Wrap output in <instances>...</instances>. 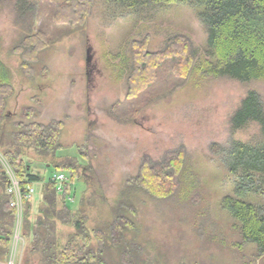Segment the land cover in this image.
Listing matches in <instances>:
<instances>
[{
	"label": "rangeland",
	"instance_id": "1",
	"mask_svg": "<svg viewBox=\"0 0 264 264\" xmlns=\"http://www.w3.org/2000/svg\"><path fill=\"white\" fill-rule=\"evenodd\" d=\"M30 1L39 8L35 28L41 26L54 40L39 55L31 74L24 76L21 59L13 51L21 29L14 23L11 7L0 8V61L9 69L14 87L7 110L18 119L25 107H35L39 111L36 122L63 123L62 148L56 159L75 157L83 169L74 185V209L85 210L90 228L109 221L111 204L124 181L136 174L141 160L159 163L181 148L186 163L179 191L188 197L152 200L138 194L136 230L127 238L142 241L163 264H238L229 246L235 234L220 207L224 196L232 192V179L212 147L231 139L246 141L256 133L251 126L231 134L228 118L248 89L264 98V83L244 85L193 74L182 87L143 108L133 122L120 123L106 113L124 98L118 56L130 38L150 35L154 50L164 44L167 35L184 33L198 56L204 55L206 34L197 14L200 0H154L149 6L145 3L137 16L109 1L94 0L86 25L69 33L49 15L65 0ZM35 96L40 105L32 99ZM24 160L43 181L57 173L50 167L55 159H42L28 150ZM33 189L31 224L41 204V184ZM58 228L62 238L72 232L70 227Z\"/></svg>",
	"mask_w": 264,
	"mask_h": 264
},
{
	"label": "trees",
	"instance_id": "2",
	"mask_svg": "<svg viewBox=\"0 0 264 264\" xmlns=\"http://www.w3.org/2000/svg\"><path fill=\"white\" fill-rule=\"evenodd\" d=\"M106 1L137 16L144 11L145 3L149 6L154 0ZM8 6L14 12L15 25L21 29L13 51L21 59L22 74L28 76L54 37L41 26L35 28L37 3L0 0V8ZM93 6L94 0H65L49 15L56 26L69 33L86 25ZM197 10L206 34L203 56H198L184 33L167 35L164 44L154 50L150 48V35L127 40L125 50L118 56L125 83L124 98L106 111L110 118L120 123L133 122L143 108L182 87L193 74L244 85L264 83V0H200ZM10 80L9 69L0 61V156L13 172L22 195L19 235L24 248L20 264H163L142 241L128 239L127 235L136 230L134 201L138 194L152 200L188 197L180 196L179 191L185 151L180 148L159 163L142 159L136 174L124 181L118 198L111 204V219L90 228L85 210L74 209L73 205L74 185L83 169L75 157L56 159L62 148L63 123L36 122L39 111L35 107H25L15 118L7 110L14 93ZM32 99L40 105L36 96ZM228 126L231 134L251 126L256 130L246 141L231 139L226 145L212 147L232 179V192L220 203L235 234V240L230 239V252L238 258V264H264V98L257 90L245 92L230 113ZM28 150L42 159H55L50 167L67 176L60 192L53 177L43 181L31 172L24 160ZM8 184L0 162V264H7L10 259L17 224L16 210L11 206L15 197L8 193ZM35 184H41V204L31 224L32 199L27 198V193ZM59 225L70 227L72 232L62 238ZM220 241L227 249L224 239ZM246 249L251 252L246 253Z\"/></svg>",
	"mask_w": 264,
	"mask_h": 264
},
{
	"label": "built area",
	"instance_id": "3",
	"mask_svg": "<svg viewBox=\"0 0 264 264\" xmlns=\"http://www.w3.org/2000/svg\"><path fill=\"white\" fill-rule=\"evenodd\" d=\"M0 162H1L2 166L4 167L5 173L8 177V180H9L7 191H8V193L14 195V197H15V200L11 204V206H12V208H14L16 210L17 224H16L15 233H14L12 253H11L10 259L7 263V264H14V254H15L14 248H15L16 244L19 242V240L21 239L20 235H19V231H20L19 229H20V220H21V213H22V206H21L22 195L20 193L19 185H18V182H17L13 172L11 171V169L9 168V166L7 165V163L3 160V158L1 156H0ZM52 179H53V181L56 182L58 192H60L62 190L63 184H65L67 182V176L63 173L55 174ZM33 193H34V189L32 186L28 190L27 198H32Z\"/></svg>",
	"mask_w": 264,
	"mask_h": 264
},
{
	"label": "crops",
	"instance_id": "4",
	"mask_svg": "<svg viewBox=\"0 0 264 264\" xmlns=\"http://www.w3.org/2000/svg\"><path fill=\"white\" fill-rule=\"evenodd\" d=\"M21 239L19 240V242L16 244L14 250H15V254H14V264H20V258H21V254L24 248V243Z\"/></svg>",
	"mask_w": 264,
	"mask_h": 264
}]
</instances>
